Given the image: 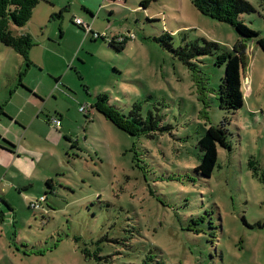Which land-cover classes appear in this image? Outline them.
Here are the masks:
<instances>
[{"label": "rangeland", "instance_id": "obj_1", "mask_svg": "<svg viewBox=\"0 0 264 264\" xmlns=\"http://www.w3.org/2000/svg\"><path fill=\"white\" fill-rule=\"evenodd\" d=\"M246 1L255 12L240 19L259 36L247 43L244 105L234 113L220 108V57L241 37L190 0H45L24 27L11 26L30 34L41 65L30 59L37 68L23 79L28 65L0 42V108L25 106L22 123L0 116V136L18 148L0 151V264H93L75 238L130 226L140 236L127 254L153 248L167 264H264V0ZM114 37L123 50L109 46ZM21 79L43 100L31 97L41 108L32 121L28 97L19 91L8 102ZM136 106L143 121L131 135L116 120ZM226 117L230 149H218L202 178L199 141Z\"/></svg>", "mask_w": 264, "mask_h": 264}, {"label": "trees", "instance_id": "obj_2", "mask_svg": "<svg viewBox=\"0 0 264 264\" xmlns=\"http://www.w3.org/2000/svg\"><path fill=\"white\" fill-rule=\"evenodd\" d=\"M42 2H45V0H0V42L7 48L13 49L26 63H30V51L35 45L33 38L30 34L14 35L11 31V26L24 27L31 20L33 10ZM190 2L203 15L231 25L241 37L230 52H226L222 58L220 57L221 62H226L225 75L221 79L218 91L220 108L227 113H234L244 105L241 88L247 67V43L259 36L257 32L251 30L240 19V16L255 12V8L246 0H190ZM147 4L148 1L142 2V6L144 7ZM91 15L93 16V14ZM166 36L172 39V35L168 34ZM117 39V37H114L110 41L109 46L121 51L123 50V43L121 40L117 42ZM258 45L264 49V40L260 39ZM208 46L218 47L216 43H209ZM203 53H211V50L205 49ZM177 54L185 61L192 57V54H188L182 48L179 49ZM56 81L58 80L56 79ZM134 109L130 116L119 115L116 120L125 124L126 126L123 129L128 130L131 135L140 133V125L143 121L141 115L138 113L139 107L136 106ZM149 119V127L153 130L156 128L158 119L152 115L149 116ZM228 122L229 120L226 117L220 125L210 126L199 141L202 158L195 171L202 178H210L212 176L218 161V149H230V133L226 128ZM0 139L10 149L6 150L1 145L0 148L15 154V145L1 136ZM248 164L254 171V174L260 176L258 161L251 158ZM262 180L264 181V178ZM46 186L47 188H51L53 186L52 180L47 181ZM42 199L46 200L47 197H43ZM0 202L2 203L1 198ZM31 208L34 209L36 207L31 205ZM130 228L131 230H120L114 236L102 230V233L96 238L92 237L89 240H84L82 237H76L75 239L80 242L79 249L84 260L90 261L93 264H167L164 256L161 255L162 253L158 249H145L148 251H143L149 253H145L142 256H137L135 252L127 254L131 250L129 246H132L130 241L140 236L135 227L130 226ZM133 232H136V234ZM107 244H122L123 249L121 252H105L104 247ZM142 246L143 248H148L146 244H142Z\"/></svg>", "mask_w": 264, "mask_h": 264}, {"label": "crops", "instance_id": "obj_3", "mask_svg": "<svg viewBox=\"0 0 264 264\" xmlns=\"http://www.w3.org/2000/svg\"><path fill=\"white\" fill-rule=\"evenodd\" d=\"M89 12H91L90 11V9H87ZM92 13V12H91ZM32 50V49H31ZM19 55V54H18ZM20 56V55H19ZM21 57V56H20ZM22 58V57H21ZM23 59V58H22ZM32 60L33 61V63H35L36 65H41V64H39L35 59H34V57H32V52L30 51V55H29V60ZM23 61H24V59H23ZM24 63L25 64H27L28 66H27V68H26V72L23 74V79L25 78V77H28V76H30V74H32V72H33V68L35 67V68H37V66H35L32 62H30V63H26V61H24ZM52 78V77H51ZM23 79H21V81H20V85L17 87V88H15L14 90H12V95H11V97H10V99L8 100V102L12 99V97H13V95L14 94H16L17 92H21L25 97H28V99L30 100V101H27V102H29V103H26V106H29V105H32V107L34 108V109H32L31 110V113H30V115H29V118H30V120L32 121V119H37L36 118V115H38L37 114V111L39 110V109H41L40 107H37V106H35L34 104H33V101H31V97H33L34 99H36V100H39V101H43L42 99H40L37 95H35L36 94V91L37 90H35V89H33L34 91H30V90H28L27 88H26V86H25V82H23ZM53 80H55V82L56 83H60V81L61 80H59L58 79V81H56V79L55 78H52ZM35 93V94H34ZM8 102H6V103H8ZM32 103V104H31ZM39 106V105H38ZM6 107V104L3 106V108H0V116L2 117L3 116V114H8L9 116V118H10V120L8 119V121H10L11 123H13V121L15 120V121H19V122H21V120H20V117H21V113L23 112V108H25V106L24 105H22V108H21V110H20V114H13L12 112H10L9 110H8V108H5ZM37 109V110H36ZM35 110H36V112H35ZM6 114V115H7ZM32 115H34V118L32 117V119H31V117L30 116H32ZM13 117V118H11V117ZM55 117H57V116H55ZM6 118V117H5ZM49 118V117H48ZM57 118H59V119H61L62 120V116L61 115H59ZM49 121V120H48ZM22 123V122H21ZM15 124H17V123H15ZM24 131H25V129H24ZM2 138H6V137H2ZM7 141H9L8 139H7ZM10 143H12V144H14L13 142H11V141H9ZM0 145L3 147V148H5L6 150H9L10 148H8V146L6 145V144H1L0 143ZM15 145V144H14ZM6 150H4V149H1L0 148V151H3V152H6V153H8L9 154V156H15L16 154H17V151H18V148H17V146L15 145V154H12V153H10V152H8V151H6Z\"/></svg>", "mask_w": 264, "mask_h": 264}, {"label": "built area", "instance_id": "obj_4", "mask_svg": "<svg viewBox=\"0 0 264 264\" xmlns=\"http://www.w3.org/2000/svg\"><path fill=\"white\" fill-rule=\"evenodd\" d=\"M76 24L81 26V25H83V22H82V20L77 19V20H76ZM96 36H98V35H96ZM85 109H86V108H83L82 111H84ZM49 121H50V120H49ZM51 122L54 123V125H55L56 127H60V126H61V119H59V118H57V117H53L52 120H51ZM34 206L37 207L36 204H34Z\"/></svg>", "mask_w": 264, "mask_h": 264}]
</instances>
